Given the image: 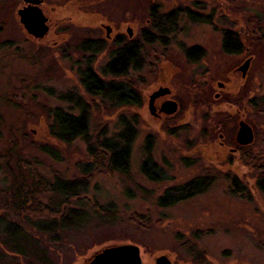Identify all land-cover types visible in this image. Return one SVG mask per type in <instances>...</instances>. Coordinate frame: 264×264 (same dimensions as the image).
<instances>
[{
  "label": "rangeland",
  "instance_id": "374dc122",
  "mask_svg": "<svg viewBox=\"0 0 264 264\" xmlns=\"http://www.w3.org/2000/svg\"><path fill=\"white\" fill-rule=\"evenodd\" d=\"M41 1L40 9L49 27L43 43L30 37L19 23L17 12L23 7L22 0H0V202L3 198L11 200L28 188L33 191V183L40 180L76 181L91 176L82 188V196L70 201L71 208H82L89 213L75 218L72 224L56 227L55 231L49 229L55 234H59L60 229L62 239L66 238L55 244V254L41 243L27 246L26 238L20 234L16 236L17 241L10 239L11 247L26 253L30 247L45 251L44 260L38 254H31V260L23 253L29 264H83L105 247L126 244L140 249L143 264H153V258L161 254L168 255L172 264L181 261L187 264L195 261L192 258L199 254L205 256L206 264H264L262 196L252 187L248 201L233 195L225 180L231 178L226 174L227 166L226 169L220 165L216 168L202 157L200 151L207 143L216 142L217 132L223 134L226 143L231 142L234 125L229 114L226 116V110L222 109L225 104L220 98L219 111H209L211 104H217L211 101L212 88L200 91L196 86H185L181 80L190 77L188 69L202 64L211 68L215 75L219 74V80H225L227 72L236 74L233 69L249 60L245 76L235 75L234 83L243 81L235 101L244 99L250 102V105L240 106L237 115L246 121L242 122L253 126L256 139L249 151H242L241 156H255L261 161L264 157V43H252L247 35L246 42L241 39L243 48L238 55H225L221 50L220 30L241 35V30L247 28L250 33H255L257 26L251 22V17H256L262 24L258 27L260 33H263L264 0H148L160 6V13L181 8L192 15H201L199 18L203 20L211 16L207 24L193 25L186 22V18L178 25L183 30L176 42H183L184 48L201 46L204 61L203 58L196 62L188 59L186 65L179 55L182 51L170 45V55L157 56L154 61L146 63L149 67L147 74L146 71L139 75L127 73L126 79L133 85L143 81V85L135 89L146 96V89L152 88L149 86L151 77L154 75L153 82L159 78L153 74L152 64L159 68L169 62L173 63V68L182 67V73L174 75L173 84L176 95L187 99L189 106L183 107L178 119L166 120L164 125L160 124L162 127L155 129L141 120L137 124L134 108L111 106L105 99L88 96L81 85L87 68L98 73L109 58L108 54L82 49L85 41L95 42L93 40L100 37L96 36L100 32L98 22L102 20L117 29L119 22L124 21L140 31L147 19V0ZM86 11L91 12L88 13L91 16ZM222 18L225 20L221 21ZM110 50L108 47L107 52ZM166 50L159 48L157 54ZM207 77L209 83H213L211 75ZM118 82L124 83L125 79L122 77ZM201 93L208 96L209 104L198 106L201 102L195 98ZM226 98L231 100L229 95H225ZM56 109L73 117L84 113L88 118L87 138H77L70 145L53 142L49 137L50 112ZM186 116L192 117L189 122L188 119L178 121ZM121 118L136 124L131 126L136 138L131 146L128 170L109 173L104 167H96L98 159L90 156L87 147L94 141H102V137L109 139L115 133L120 134L127 126L121 123ZM130 132L126 129L124 138L130 139ZM146 137L152 142L149 153L142 152ZM106 145L110 146L111 142ZM45 146L56 152V156L44 152ZM103 159L105 163L106 159ZM141 164H146V169ZM250 165L254 167L256 164ZM86 167L91 174L84 170ZM242 172L247 171L242 169L237 174ZM203 174L214 179L204 193L186 201H177V194H165L167 189ZM161 197L162 206L158 207L156 201ZM46 202L43 198L42 203ZM93 207L111 212L114 216L112 222L94 213ZM50 214L43 210L28 216L41 221L56 218ZM133 215H137V219H131Z\"/></svg>",
  "mask_w": 264,
  "mask_h": 264
},
{
  "label": "trees",
  "instance_id": "16d2710c",
  "mask_svg": "<svg viewBox=\"0 0 264 264\" xmlns=\"http://www.w3.org/2000/svg\"><path fill=\"white\" fill-rule=\"evenodd\" d=\"M251 18V22L257 26V31L255 33H250V30L247 28L241 30L242 36L235 32L228 33V31L224 29L220 30V36L222 39V52L230 55H238L243 48L241 39L243 38V41L246 42L247 35L249 36L247 38H249L252 43L257 45L264 43V31L263 33H260L261 29L258 28L262 24L256 17ZM187 19L191 22H202L198 17L190 13H188ZM220 20L223 21L225 19L222 18ZM204 23L207 24L209 22L203 21V24ZM248 24L251 26V23ZM192 52L193 51L190 50L188 52L189 55H192ZM193 57H196V55H193ZM137 64H139V54L137 51L133 49L124 50L120 52L116 59L109 64L108 72L104 73L105 80L110 78L111 81H97L94 77H92V74L89 73L88 69H86V72L81 78V85L88 96L98 97L102 101L106 100V102L111 103V106H118V108H122L132 105L133 103H131L128 97V90L133 88V84L128 81V79H126L128 75L127 68H129L131 65L135 67ZM121 77L125 79L124 83L118 82L120 81ZM121 85H123L124 89H121L122 93L125 95L123 99L119 96V87ZM110 94H114V96H110ZM78 101L79 100L76 102ZM221 103L225 104V106L234 104L228 98H222ZM242 104L246 106V104L250 105V102L243 99V101L239 100L235 103V105L239 107ZM50 115L52 125L49 129V133L51 135L49 137L53 142L70 145L77 138H87L88 118L84 115V113L78 117H73L61 110L56 109L51 111ZM120 121L121 123L124 122L125 125H127H124L125 129H123L120 134L115 133L109 139L102 137V141H94L93 145L87 147L88 151L91 152L90 156L94 159H98V162L97 160L95 161L96 167L99 169L104 167L109 173L115 171L121 173V170H128L131 146L134 139L136 138L135 129L131 128V126L136 124L132 121H124V118H121ZM126 129L129 132L131 130L130 139L124 138V132ZM106 142H111V145H106ZM151 148L152 142L150 141L149 137H146L142 152L146 151V153H149ZM51 150L52 149L47 146L43 147L44 152L55 157L56 152H51ZM96 157H99L100 160ZM244 157H246L245 162H252L253 164L258 165V170L253 171L255 174L253 179L256 181L257 192L264 200V157H262L261 161L256 159L255 156L253 157L246 155ZM244 157H242V160ZM103 158L106 159L105 163ZM146 159L148 160L147 157ZM142 166L144 169L147 167L146 164H143ZM152 167L155 169L154 165ZM84 170L91 174L89 167ZM143 172H146V170H143ZM159 175L161 174L158 173V176ZM203 175H199L195 179L188 181L183 185L167 189L165 194H177V201H186L195 197L197 194H202L214 183V179L209 177V174ZM90 177L91 176H88L87 178H81L80 180L76 181H64L60 179H55L53 181L40 180L37 183H33V191L28 188L23 192H18L11 198V200L8 198H3V201L0 202V264H29V260L25 258L23 253L30 256L31 260L33 258L31 254L34 256L38 254L42 257L41 259L44 260L45 251H43V253L41 249H34L30 247L28 254L25 250L23 251L11 247L13 244H10V239H12L14 242L17 241L18 237L16 236L18 234H20V237L22 236V238H26L24 241L27 246L41 243L42 246H44L46 249L50 248L49 251L55 254V252H57L55 244H58L61 240H66V238L62 239V235H60L62 231L60 229L58 230L59 234H55V232L50 233L49 229L54 228L55 231L56 227L62 224H72V221H75V218L77 219V217L80 215H87V213H89V211H86L82 208L80 210L71 208L70 201L71 199H76L82 196V188H85L84 186H86L88 183L87 179ZM149 180H151V178ZM225 180L229 183V189L233 195H238L247 201L250 200L249 192H247V189L242 186L237 178L226 177ZM45 194H47V196H45ZM42 197L46 199V204L42 203ZM161 199L162 197L158 198L156 201V205L158 207L162 206ZM94 207L91 208L94 213H98L104 216L107 221L112 222V217L114 216L111 214V212H108L105 209H94ZM43 210H47L48 213L50 212V215H55L57 219L55 218L53 220L47 219L41 221L40 219H34L33 217L30 218L28 216L29 213L32 215V213H41ZM131 219H137V215H133ZM46 236L47 238H45ZM48 236H51V238L48 239ZM38 251H40L41 254H39ZM8 254H12V256H8ZM192 259L195 261H188L187 264H204V261H206L203 254L196 255Z\"/></svg>",
  "mask_w": 264,
  "mask_h": 264
},
{
  "label": "flooded vegetation",
  "instance_id": "af4514ba",
  "mask_svg": "<svg viewBox=\"0 0 264 264\" xmlns=\"http://www.w3.org/2000/svg\"><path fill=\"white\" fill-rule=\"evenodd\" d=\"M146 3H147L146 7H148V11H147L148 14L146 16L147 19L145 21V27H142L143 28L142 30L137 31L134 25H132L131 27V23L124 22V21H120L119 22L120 25L116 29L113 25H109L107 24V22H102L101 20L97 24V28L99 29L101 33L100 32L96 33L97 34L96 36L97 37L100 36V37H98L97 40H93L95 42H91L89 40L85 41L83 48L81 46L78 49L79 51H81V48H82L83 50L91 51L92 53L99 52L104 55L108 54L109 58L107 62L102 66V68L99 69V71H97L98 73H96L95 70L91 71L90 68H87L89 73L92 74V77H94L97 81H100V79L104 78V73L108 72L109 64L113 60L116 59L119 53L124 50H128V49H133L137 51V53L139 54V64H137L135 67L131 65L129 68H127V73L132 72L134 75H139L142 73L145 74V71L147 74L149 72V67L146 64L148 61H154L157 58V56L164 57V56L170 55L171 53L168 50L170 48V45H174V47L177 48V50L182 51V52H179V55L185 61L184 63L186 65H187L186 60L188 59L196 62L203 58V61H204L205 53L201 46L199 47V46L193 45L191 46V48H184L183 42L181 43L176 42L177 38H179L178 35L183 30V27L178 26V25H180L181 22L185 20L188 16V13L186 12V10L178 8L172 12L163 11V13H160L159 5H156L152 1L149 3L148 0ZM23 7H24V4H23ZM95 12L96 10L93 11L94 14H96ZM86 13L88 14L91 12L86 11ZM195 16L199 18L201 15L195 14ZM210 18L211 16H209L206 20H203L200 18L199 19L202 22L203 21L209 22ZM186 22L191 23L193 25L200 24L198 22H193V21L191 22L188 19H186ZM202 22L201 24H203ZM47 23L46 25L48 27ZM128 24H130V26ZM48 31H49V27H48ZM228 33H230V31H228ZM45 36L41 39H35V40L40 43H43ZM108 47L111 48L109 52H107ZM162 47L165 50L166 49L167 50L161 54H157V49L159 48L162 49ZM190 50L193 51L191 53L192 55H189L188 53ZM224 54L227 55L226 53ZM193 55H196V57H193ZM175 57H177L176 54H175ZM164 64H168V65H164V66L160 65L159 68L158 67L156 68L155 65L152 64L153 69H154L153 74L156 73L157 76H159V78L157 81L153 82L154 75L151 77L152 79H150L149 86H151L152 88L148 90L146 89V93H145L148 95L143 96L142 94L137 92L138 90L135 89L136 87L143 85V81L139 80L138 85H133V89L128 90L129 92L128 97L131 103L133 104L123 107V108H129V109L134 108L136 112H133V115H135L134 119L137 121L136 123L138 124L141 120L142 122L149 123L150 127H152L153 129L162 127V125H164V122L166 120L167 122H171L172 119L174 120L178 119V114L180 113V111L182 112L183 107L185 105L186 107L189 106L188 105L189 101L187 99L183 100L180 97H178V95H176V87L173 84L174 83L173 79L175 80L174 75L178 76V74L182 73L183 71L182 67L176 69L172 67L173 63L171 64L169 62H165ZM240 66L241 64H239L237 67L233 69V72L236 74H231L232 72L230 73L227 72L226 79L219 80L217 78L218 76H220L219 74L215 75V73L211 70V68H208V66H203L202 64V66L199 65V66L191 67L190 69H188L190 73V77L188 78L187 76L184 79L182 78L181 80L183 82L182 81L181 82L183 84H186L185 86H188V87L196 86V89L200 91L201 90L204 91L205 89L209 90V87L212 88L213 96L211 97V101H213L212 103L217 102V104H211L209 106L210 108L209 111H211V109H213L215 112L219 111V109L221 108L219 105V100L220 98H223V97L225 98V95H229L231 101L234 103L233 105H228V106L224 105L222 107V109H224L223 111L226 110L225 111V113H227L226 116L229 114L228 115V117L230 118L229 120L232 121V125H234V129H233L234 131L233 133H231V136H230L231 142L226 143L224 141L225 139H224L223 134H220V132H217L219 134H217V138L215 140L216 142L212 144L207 143L202 149H200V151H202V157L207 158L208 161L211 164H213L216 168H220L219 165L223 166L224 168L225 166H227L228 169L225 168L227 171L226 174H228L231 178H234V177L237 178L239 182L242 184V186H244V188L247 189V192H249V189L251 187L255 189L257 188L256 181L255 179H253V177L255 176L253 171L258 170V165L257 166L255 165L254 166L255 168H254L252 165H250L252 163L245 162L246 157H244L242 160V156H241L242 151H249V149L252 147L251 146L252 143L249 145H240L236 141V134L239 128V123L244 120V119H240L239 116L237 115L239 113L238 112L239 106L235 105L236 103L235 100H236V97L238 96L239 89L243 85L242 80H241L242 83H239V84L234 83L235 75H237L238 73L241 74V72L238 71ZM141 68H142V71L140 72ZM208 74L211 75V78L213 79V83L211 84L208 81L209 80V78L207 77ZM244 80H246V77L244 78ZM121 89H123V85L119 87V96L120 98L123 99L125 95L122 93ZM134 89L136 91H133ZM161 90H167V92L165 93L164 91L165 94L154 99L153 104H152L154 108V113H151L149 109L150 98L153 94ZM221 94L223 95L221 96ZM207 98H208L207 95H205L204 93L203 94L201 93V95L197 96L195 100L196 101L198 100L201 102L200 104H198V106L199 105L203 106L205 104H209ZM167 101H170L176 104V107H177L176 112L172 115H166L160 111L163 104ZM190 106L193 108V102L190 103ZM241 106H245V105L242 104ZM242 109L246 111L245 108H242ZM191 118H192L191 116H189L188 118L186 116L184 118H181L178 121L181 122L182 120L188 119V122H189ZM248 126H250L252 132H254L253 126L250 124H248ZM218 129H221V128H219L218 126ZM254 138L256 139L255 136L253 137V140ZM242 169L247 172L245 174H243L242 172L241 175H238L237 171H242ZM233 173L237 174L238 176L234 175ZM238 197L241 198L240 196ZM179 264H183V262L182 263L179 262Z\"/></svg>",
  "mask_w": 264,
  "mask_h": 264
},
{
  "label": "water",
  "instance_id": "95a60500",
  "mask_svg": "<svg viewBox=\"0 0 264 264\" xmlns=\"http://www.w3.org/2000/svg\"><path fill=\"white\" fill-rule=\"evenodd\" d=\"M24 7L17 12L19 23L22 25L24 31L34 39L43 38L47 32V19L43 15L40 5L41 0H22ZM249 66V60H246L238 69L242 77L245 76ZM167 90H161L153 94L150 98L149 109L154 113L152 106L155 98L165 94ZM176 104L167 101L163 104L161 112L166 115H172L176 112ZM236 141L240 145H249L253 142V132L251 128L245 123L240 122L236 134ZM83 264H143L140 255V249L131 244L114 245L105 247L95 253L90 259ZM153 264H172L168 255L161 254L153 258Z\"/></svg>",
  "mask_w": 264,
  "mask_h": 264
}]
</instances>
